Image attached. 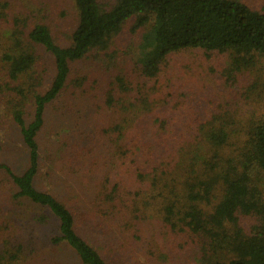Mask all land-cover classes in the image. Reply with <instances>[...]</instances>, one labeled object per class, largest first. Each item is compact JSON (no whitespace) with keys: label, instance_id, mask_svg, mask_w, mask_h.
<instances>
[{"label":"trees","instance_id":"obj_1","mask_svg":"<svg viewBox=\"0 0 264 264\" xmlns=\"http://www.w3.org/2000/svg\"><path fill=\"white\" fill-rule=\"evenodd\" d=\"M67 98L82 122L41 143ZM0 102L25 160L0 162V264L36 240L72 257L51 264H119L151 216L200 264H264V0H0Z\"/></svg>","mask_w":264,"mask_h":264},{"label":"rangeland","instance_id":"obj_2","mask_svg":"<svg viewBox=\"0 0 264 264\" xmlns=\"http://www.w3.org/2000/svg\"><path fill=\"white\" fill-rule=\"evenodd\" d=\"M66 8V5L63 4L62 9L60 8V10H62L61 14L63 15L68 11V13H66V19H72V10ZM63 27L64 29L69 28L66 24ZM84 62H82L83 66ZM128 67L129 69L135 68L134 62H130ZM131 73L137 74L136 69ZM68 103L69 100L67 98L61 103L55 102L54 105L49 107L47 126L39 137L41 143L44 142L45 136L53 139L54 137H60L62 134L67 135L70 130L75 129L73 123L75 124L78 121L79 123L82 122L80 119L75 121L76 115L80 114L75 111L62 116L60 110ZM1 114L2 103L0 102V162L8 163L14 170L21 171L25 160L19 132L16 127ZM61 127L62 130H59ZM46 171L47 169L45 168L40 177V182H37L38 187L45 190H55L59 197L64 198L62 193L67 185H69L66 174L60 171L58 172V170L55 169L52 178L48 179L44 174ZM122 188L121 194L125 197L128 196V193L131 191H135L137 187L129 183L125 184ZM3 191L4 188L2 184H0V193H3ZM83 200L86 205H88V200H85V198H83ZM0 201H3L2 195H0ZM123 215L124 214L119 213L121 219H123ZM112 222L115 225L118 224L115 219H113ZM141 227H144V231L142 234L140 233L138 235L141 237L140 239L125 233V238H122L118 248H115L113 256L117 258L116 260L119 264H200L198 259L193 258L188 252L193 247V241L191 240L192 235L189 232H166L161 228L159 221L152 216L148 218V220L142 222ZM146 239L150 241V244H147ZM36 243L39 244L40 248L32 253V258L30 255L27 257V259L33 261L34 264H51L52 256L59 260L62 259L63 256L69 257L70 259L72 258L70 257L71 255L65 253L61 247H55V249L52 247H44L42 246V240H36Z\"/></svg>","mask_w":264,"mask_h":264}]
</instances>
